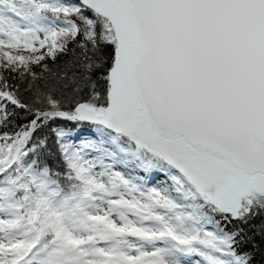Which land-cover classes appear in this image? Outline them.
<instances>
[{
	"label": "snow or ice",
	"instance_id": "obj_1",
	"mask_svg": "<svg viewBox=\"0 0 264 264\" xmlns=\"http://www.w3.org/2000/svg\"><path fill=\"white\" fill-rule=\"evenodd\" d=\"M0 264H264V0H0Z\"/></svg>",
	"mask_w": 264,
	"mask_h": 264
}]
</instances>
